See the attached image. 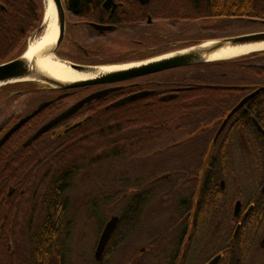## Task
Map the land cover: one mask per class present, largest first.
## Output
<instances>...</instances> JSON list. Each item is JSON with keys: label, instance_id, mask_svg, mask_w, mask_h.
<instances>
[{"label": "flooded vegetation", "instance_id": "obj_1", "mask_svg": "<svg viewBox=\"0 0 264 264\" xmlns=\"http://www.w3.org/2000/svg\"><path fill=\"white\" fill-rule=\"evenodd\" d=\"M107 1L79 0L74 11H70L69 0H66L64 37L57 51L59 57L67 62L95 67L128 65L179 50L183 47L177 46L188 43L181 41L183 24L166 32L158 20L152 19L146 7L149 2L143 5L138 0ZM93 24L111 29L98 31ZM195 67H179L67 90L36 89L37 98L29 106L30 112L23 117L42 104L46 105L30 119L36 126L21 146L26 150L25 156L18 155L13 164L31 167L32 177H36L32 186L35 187V199L38 182H46L44 217L40 218V209L34 207L29 223L33 241L44 230L62 231L63 254L54 251L51 256L57 264H73L68 243L76 227L74 215L78 214L71 212L76 178L71 180L66 152L77 147L95 149L101 158L102 149L108 147L111 150V157L106 158L109 165L116 159L115 149H133L134 138L131 134L120 138L109 132L112 135L109 144H104L100 138L102 128L107 126L113 132L122 123L119 120L135 118L159 119L158 127L153 129V141L137 146V149L147 151L142 156L150 159L153 151L160 157L161 169H176L184 162L191 163L193 170L190 175L167 171L143 178L131 176L124 167L119 169L118 166H111L105 176L102 170L95 172V193L87 192L89 195L82 208L90 210L86 219L91 222L93 219L97 227L95 249L106 223L113 216L118 217V223L101 261L96 262L95 250L93 258L90 250L87 263L104 264L107 257L112 258L118 253L121 245L114 236L120 212L127 210L130 215L138 213V227L149 226L152 217L160 215L164 236L151 238L145 230L143 237L147 236V239L139 240L133 247H124L126 261L123 264H264V92L249 99L225 122L231 110L257 88L232 97L231 89L246 86L232 85L224 72L221 79L193 78ZM9 97L4 98L5 101ZM90 97L93 98L24 145L42 126ZM232 99L234 104L231 105ZM28 103V99L24 100V108ZM189 107L192 110H184ZM183 151L194 152L192 159H184ZM198 151L205 152L202 166L207 156L203 174L202 169H198ZM140 155L126 157L127 167L131 169V163L137 160L139 168L149 169L146 161L138 160ZM85 172L81 173L87 179ZM164 175L165 178L157 181ZM17 179L21 181L22 176ZM3 184L6 187L5 173ZM202 190L206 194L205 240L198 239L195 232ZM23 198L24 190L17 183L7 186L0 194V243L13 261L17 256L15 247L22 242ZM203 243H206L205 251ZM109 245L111 253H107ZM204 252L205 258L199 263L197 258Z\"/></svg>", "mask_w": 264, "mask_h": 264}, {"label": "trees", "instance_id": "obj_2", "mask_svg": "<svg viewBox=\"0 0 264 264\" xmlns=\"http://www.w3.org/2000/svg\"><path fill=\"white\" fill-rule=\"evenodd\" d=\"M44 0H0V64L6 63L20 56L27 47V39L39 28L44 15ZM66 1V0H64ZM148 12L154 20H163L171 24H188V23H207L211 22L207 27H201L200 30L182 34L181 41H187L177 47H184L196 44L204 39H212L221 37V33L226 30H232L230 26L232 21H237L238 24L248 25L251 29H246L243 32H250L256 28L264 30V25L251 22L252 20L264 21V0H150L146 6ZM81 14L85 12L81 11ZM219 22L218 24H216ZM230 25V26H229ZM240 26V25H238ZM191 27V26H190ZM189 30V29H188ZM192 31V30H189ZM239 33H235L236 35ZM224 36V35H222ZM186 38H196L182 40ZM165 51V50H164ZM154 55V54H152ZM193 78L200 79H217L223 78L222 73H226V78L230 80L232 85L246 86L241 89H231V96H241L249 93L254 88L264 86V52L255 53L249 56L198 65L195 67ZM193 71V70H192ZM258 86V87H257ZM11 89L12 92L19 91L23 96L28 95V107L22 108L21 113L10 115L5 120L0 122V138L10 129L20 118L30 112L29 106L37 98L36 87L30 84H20L3 89ZM3 89H0L3 90ZM15 91V92H16ZM12 95L9 94L8 97ZM7 96H5L6 98ZM12 100L13 97H9ZM232 99L231 105L234 104ZM184 110H192V107L184 108ZM118 129L111 132L107 126L101 134V141L104 144H109V139L117 134L123 136L133 135V149L124 150L122 148L115 149V158H122L128 153L133 155L142 154L147 151L137 149V146L151 143L153 141V129L158 127L159 119H133L119 120ZM34 121H28L17 131H15L8 140L0 148V194L6 190L7 186H15L17 183L24 190V198L22 203V220L23 222L29 217V213L34 207L40 209V218L44 217L47 208L46 192L44 180L38 182L37 199H35L34 179L32 177L31 167L27 164H13V159L18 155L25 156L26 150L21 148L24 140L29 136L30 131L35 127ZM110 132V133H109ZM122 140H119L121 142ZM127 142V141H126ZM128 143V142H127ZM103 144V145H104ZM98 151L95 149H86L77 147L69 152H66V158L69 157L71 180L75 179L81 172L87 173L88 168H94L96 165L102 166L103 175L109 170L111 165H108L106 158H110L111 150L108 147L102 149V156L99 158ZM184 159H192V151H183ZM205 152L198 151V169H202L201 160ZM21 158V157H20ZM8 162V163H7ZM7 163V164H6ZM67 166V165H66ZM163 169V168H162ZM193 166L191 163H184L175 168L166 167L164 171H174L177 175H190ZM6 175V184H3V175ZM160 173V174H161ZM22 176L21 181L17 177ZM75 181V180H74ZM45 192V193H44ZM206 194L202 190L200 192L198 223L196 221L197 230H195L198 239L205 240L207 238V211L205 209ZM203 204V205H202ZM133 216V217H132ZM138 213L130 215L127 210L120 212V222L115 232L114 239L118 240V245L122 244L133 232L141 229L138 227ZM31 220V217H30ZM32 228L30 223L26 228H21L22 242L15 247L17 256L14 259L15 264H57L52 260V252L63 254L62 231L60 229L51 231L44 230L39 232L38 238L32 240ZM164 232L157 233L151 236L152 238H162ZM111 245L107 248V253H111ZM107 257V256H106ZM105 257V258H106ZM10 255L6 251L3 243H0V264H14ZM105 264V261H104Z\"/></svg>", "mask_w": 264, "mask_h": 264}, {"label": "water", "instance_id": "obj_3", "mask_svg": "<svg viewBox=\"0 0 264 264\" xmlns=\"http://www.w3.org/2000/svg\"><path fill=\"white\" fill-rule=\"evenodd\" d=\"M79 0H69V9L70 11H74L77 7ZM112 0H108L107 2H111ZM143 5L147 4L149 0H138ZM44 15L41 22V25L38 29H36L27 39V47L25 51L18 56L17 58L10 60L6 63L0 64V89L11 87L14 85L20 84H30L36 87V89H52V90H67L73 88H80L88 85H94L98 83H105V82H115L124 79L136 78L141 77L149 74H154L157 72L170 70L179 67H189V66H198L203 64H210L216 62H223L228 60H233L245 56H249L255 53H262L264 50L250 52L245 55L237 56L230 59L225 60H208V57L216 52H219L224 49L230 48H240V47H247V46H254L258 44L264 43V31H257L252 33H244L235 36L223 37V38H215L210 40H202L196 44L189 45L183 47L179 50L167 52L165 54L152 57L148 60L141 61L139 63L128 64V65H110V66H87V65H80L71 62H67L66 60L57 56V51L62 43L64 37V30H65V20H66V2L64 0H44ZM46 7L49 14L54 17L55 24L58 29V37L55 43L54 48L50 52L43 51L39 55L40 56H53L58 62L66 65L71 70L80 73V74H89L87 78L75 81H61L56 78H53L51 75L42 72L41 70L37 69L32 63H27L25 60V53L27 51L29 42L32 38L36 35H39L44 27V18L46 14ZM251 22H255L261 25H264V21L260 20H252ZM93 27L98 31H105L110 30L111 27L99 26L93 24ZM103 68H112L110 72L107 73H100L99 71ZM264 92V86L259 87L242 99L236 107H234L231 112L228 114L225 122L229 120V118L238 111L244 103H246L249 99L253 98L256 95H259ZM20 93V92H19ZM141 96H135L133 98H137ZM93 97H90L79 104H77L74 108L70 111L56 117L55 119L51 120L44 126H42L36 133H34L25 143L24 145L30 144L36 138H38L43 133L47 132L51 127L56 125L58 122L65 119L68 115L73 113L76 109L81 107L83 103L89 101ZM46 104H42L36 111L32 112L30 115L21 118L16 122L10 129H8L4 135L0 138V148L2 145L8 140V138L17 131L20 127H22L28 120H30L38 111L45 107ZM224 122V123H225ZM206 162L207 156L204 159V165L201 170V174L205 172L206 169ZM166 176H162L157 181L165 178ZM118 223V217L113 216L105 225L99 241L97 243L95 249V260L96 262H100L105 250V247L114 232ZM213 264V262L207 263Z\"/></svg>", "mask_w": 264, "mask_h": 264}, {"label": "rangeland", "instance_id": "obj_4", "mask_svg": "<svg viewBox=\"0 0 264 264\" xmlns=\"http://www.w3.org/2000/svg\"><path fill=\"white\" fill-rule=\"evenodd\" d=\"M157 23L162 26L161 28H163V26L165 28H163L164 30L166 29V32H170V31H174V29L176 28L177 24H171L170 22H166L163 20H158ZM211 22H207V23H188V24H183V34H187L190 32H194V31H198L201 29V27H207L208 25H210ZM216 23V22H215ZM219 22H217L216 24H218ZM238 22L233 23L230 26L231 28H233L232 30H226L225 32H222V35H230L232 36L235 33H240L245 31L246 29H251L250 26L245 25V26H238ZM240 25H244V24H240ZM191 26V27H190ZM174 28V29H173ZM192 31H189V30ZM257 30H261L256 28L255 31ZM189 35V34H187ZM221 35V37H222ZM37 36V35H36ZM36 36H34L33 38H35ZM32 38V39H33ZM197 38V37H196ZM196 38H186L183 37L182 40H187V39H196ZM64 49V48H63ZM16 91V90H15ZM14 91V92H15ZM12 92V88L11 89H3L0 91V122L5 120L7 117H9L10 115H17L20 113V111L22 110V108H24V100L28 99L29 96H23L20 95L21 93L18 92V94H15L12 100L5 101V96H8ZM157 152V151H155ZM133 155V153L127 154L122 156V158H118L115 159V161L111 162V166H118L117 168H123L126 169V173H131V176H135V177H139V178H143V177H150V176H154V175H159L162 171H164V168L161 169L159 166V161H160V157L158 155H154V152H150V155L152 156V158L148 159V156H142V154L140 155V159H138L139 161H146V165L150 166L148 167L149 169H147V167L145 168H139L140 162H138L137 160H134L135 157L133 159H130L131 161L134 160L131 164V169L127 167L128 165V161L127 158L128 156ZM154 156V157H153ZM133 157V156H131ZM128 157V158H131ZM152 159V160H151ZM150 160V161H149ZM184 162H182L183 164ZM102 166H98L94 167V168H88L86 175L88 176L87 179L84 178V173L79 174L76 176V180L74 183V186L72 188V194L74 195V198L71 199V206L74 207L73 209H71L72 213H78L76 215H74V217L76 218V227L73 230L72 236H71V241L68 243L69 245V249H70V258L73 260V264H88L89 263V251L91 250L92 252V258H93V253L95 250V245H96V241H97V237H96V228L94 226V220L92 219L93 222H91L89 219H86L87 216H89L90 210L88 208L86 209H82L84 208V204L86 202V198L88 197V193L89 192H93L95 193V189H96V185L94 178H95V172H99V170H102ZM104 172H102L103 174ZM107 175V173L105 174ZM103 175V176H105ZM83 178V179H82ZM88 192V193H87ZM82 209V210H81ZM81 210V211H80ZM29 217L26 219V221L23 222V228H26L27 224L29 223L30 220V213L28 215ZM160 216V215H159ZM158 215L156 217H152V221H150L148 224L149 226H147L149 228V230H147V227H142L141 229L135 231V233L131 234L122 244H120L121 246L118 249V253L116 255H113L112 258L107 257V259H105V264H123L124 261H126L124 259L125 256V248L126 245H130V246H134L138 243L139 240H145L148 237L144 235V231L146 230L147 233H149L150 236L156 235L157 233L162 232V221H161V217H159ZM144 228V229H143ZM146 233V234H147ZM174 236V235H173ZM207 236V234H206ZM96 237V238H95ZM172 237V236H171ZM152 238V237H151ZM135 242V243H134ZM125 244V245H124ZM203 245L202 248H204V251L206 250V243L201 244ZM93 246V247H92ZM140 248V247H138ZM205 258V252L201 253L199 255V257L197 258V261L200 263L203 261V259ZM88 261V263H87ZM195 263H198V262Z\"/></svg>", "mask_w": 264, "mask_h": 264}, {"label": "bare ground", "instance_id": "obj_5", "mask_svg": "<svg viewBox=\"0 0 264 264\" xmlns=\"http://www.w3.org/2000/svg\"><path fill=\"white\" fill-rule=\"evenodd\" d=\"M49 13L50 11H48L46 7V16L44 18L43 30L39 35H37L29 42L27 51L25 53V60L27 61V63H32L37 69L41 70L42 72H45L51 75L53 78L61 81L68 82L87 78L88 76H90L89 74L85 75L77 73L71 70L66 65L58 62L51 55L46 57L39 55L43 51H52L58 37V29L55 24L54 17ZM232 22L235 23L237 21L234 20ZM260 50H264V43L254 46L224 49L210 55L208 57V60H225ZM111 70L112 68H103L99 72L107 73Z\"/></svg>", "mask_w": 264, "mask_h": 264}, {"label": "crops", "instance_id": "obj_6", "mask_svg": "<svg viewBox=\"0 0 264 264\" xmlns=\"http://www.w3.org/2000/svg\"><path fill=\"white\" fill-rule=\"evenodd\" d=\"M0 100H1V98H0Z\"/></svg>", "mask_w": 264, "mask_h": 264}]
</instances>
